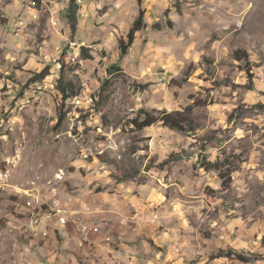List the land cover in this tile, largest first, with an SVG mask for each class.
Segmentation results:
<instances>
[{
	"label": "rangeland",
	"instance_id": "rangeland-1",
	"mask_svg": "<svg viewBox=\"0 0 264 264\" xmlns=\"http://www.w3.org/2000/svg\"><path fill=\"white\" fill-rule=\"evenodd\" d=\"M71 3L0 0V242L33 234H17L23 209H82L89 235L111 210L122 264H243L214 259L222 251L264 264V0H145L148 28L122 60L137 2L76 0V29ZM63 74L78 97L60 123ZM141 110H191L195 130L136 131ZM225 159L237 171L217 198L208 165Z\"/></svg>",
	"mask_w": 264,
	"mask_h": 264
},
{
	"label": "crops",
	"instance_id": "crops-1",
	"mask_svg": "<svg viewBox=\"0 0 264 264\" xmlns=\"http://www.w3.org/2000/svg\"><path fill=\"white\" fill-rule=\"evenodd\" d=\"M23 210L26 213L18 218L20 224L32 229L28 219L34 215L41 220V225L32 229L33 234L25 239L8 237L0 242V264H122L126 263V259L130 260L122 255L113 258L109 255L107 242L112 240L113 232H108L106 227L117 224L116 211L112 213L110 210L105 216L99 213L97 217L89 218V225L98 224L97 227L103 231L98 235H89L82 229L83 224L75 222L76 217L72 215L82 214V209L64 211L61 216L67 221L65 225L61 224L59 216L51 218L48 210L41 213ZM88 210L85 212H90ZM106 219L113 222L106 226ZM40 233H47L48 237L44 238Z\"/></svg>",
	"mask_w": 264,
	"mask_h": 264
},
{
	"label": "trees",
	"instance_id": "trees-1",
	"mask_svg": "<svg viewBox=\"0 0 264 264\" xmlns=\"http://www.w3.org/2000/svg\"><path fill=\"white\" fill-rule=\"evenodd\" d=\"M137 2L139 8V16L137 20L132 25L129 34H128V42L126 43L124 40L119 41V51H120V59H124L128 55V51L131 48L132 44L135 41L136 35L140 32H144L148 28V24L146 21V10L144 9L145 0H135ZM76 0H72L71 6L68 11V20L70 22L71 29H76L77 26V15L79 8L75 5ZM85 50V49H84ZM235 59L241 63L244 70L250 75L252 72L251 66L249 64L247 54L245 52H236ZM64 69V67L62 68ZM118 71H121V67L118 64L113 65L109 69V74L114 75ZM50 76V68L47 67L41 73L34 74L31 79V84L42 83ZM60 95L62 96V104L59 110L60 123L66 120V116L68 114L67 106L78 97V89L73 81L66 79L64 74L58 82L57 87ZM131 126L136 131H144L146 129L155 127L157 125H163L166 128L171 129L172 131H178L182 133L194 132L196 127V122L194 119V113L191 110L185 111H175V112H167V111H153L149 112L146 110H141L137 114V117L131 121ZM203 168L204 163H201ZM211 166L210 171H215L219 175L222 181V189L221 191L216 192L217 198H223L224 193H228L230 191L232 185V175L237 171L236 168L231 167V164L228 163V159L223 161H218L217 163ZM233 259L243 264L251 263L250 257L237 253L235 251H222L218 254L214 259Z\"/></svg>",
	"mask_w": 264,
	"mask_h": 264
},
{
	"label": "built area",
	"instance_id": "built-area-1",
	"mask_svg": "<svg viewBox=\"0 0 264 264\" xmlns=\"http://www.w3.org/2000/svg\"><path fill=\"white\" fill-rule=\"evenodd\" d=\"M61 214V211L58 213ZM50 216V215H49ZM31 217H35V224H29L32 226V229H37L40 225H41V220L39 218H37L36 216H31ZM59 221L61 222V224L65 225L66 224V219H63L61 217H59ZM30 227H27L25 225L18 227V231L17 234H27L28 230H32ZM41 236H44L45 238L48 237L47 233H40Z\"/></svg>",
	"mask_w": 264,
	"mask_h": 264
}]
</instances>
